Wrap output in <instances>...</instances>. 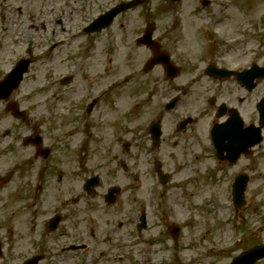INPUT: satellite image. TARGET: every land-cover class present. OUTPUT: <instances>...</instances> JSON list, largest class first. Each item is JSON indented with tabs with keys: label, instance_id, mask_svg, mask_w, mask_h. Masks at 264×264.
Returning <instances> with one entry per match:
<instances>
[{
	"label": "flooded vegetation",
	"instance_id": "1",
	"mask_svg": "<svg viewBox=\"0 0 264 264\" xmlns=\"http://www.w3.org/2000/svg\"><path fill=\"white\" fill-rule=\"evenodd\" d=\"M130 1L0 0V60H12L6 70L0 69V78L9 73L18 61L28 62L17 90L8 99L0 101L5 110L10 104H16L21 114L20 118L12 116L17 121L16 131L14 125L5 129L0 140V154L7 157L10 167L0 177V182L1 185L9 183L18 174L19 183L23 185V212L20 217H24L22 225L26 227V234L20 235L31 239L32 235L37 234L38 239L36 247L30 251L33 253L29 252L26 255L28 257L24 258L37 256V264L54 260L55 264H69L73 260L70 253L80 251L82 254L88 248V243L81 240L77 248L64 243L63 226L71 227L74 234H84L75 229L73 224L74 211H79L74 207L75 204L78 206L82 201V212L93 210V205L98 201L109 208L120 204V183H106L101 172L105 169L111 171L113 167L106 166L104 160L92 166L88 159L91 156V142L100 141V148L105 153H112L110 157L118 167V170L112 171L114 176L117 171H122L120 156H126L137 183L141 184V178L136 173L139 169L134 158L135 150H132L134 143L129 140L142 141L137 152L145 157L142 171L144 179L149 176L153 183L157 182L163 188V182L154 169L151 171L149 164L150 156L161 155L163 164L160 163V169L167 174V185L181 173L177 180L185 186V196L188 195L187 187L194 188L196 182L203 180L202 169L198 165L201 163L198 158L203 151L208 152L211 162L210 178L217 183L222 182L224 187L245 180L246 188H249L254 180V171L258 169V165H252L251 157L261 155V151H264V127L262 140L254 147L240 151L245 144H242V138L247 136L245 130L251 123L257 124L256 106L264 98V80H254L252 86L250 72L244 74L251 65L244 44H230L216 23V31L214 29L211 40L203 46L202 51L197 27L199 33L203 32L204 27L202 22L195 20L199 19V11L186 14L183 10L185 7L176 5L177 2H174L176 8L173 11L168 10L170 5H160L172 4L170 0L142 1L117 13L108 26L90 31L95 17ZM92 4L99 8L95 13ZM219 31L223 33L222 37ZM172 32H175V39L171 38ZM93 37L103 47L100 51L104 54L103 68L91 64L90 56L88 58L84 52L79 54L69 51V46L82 38L86 51H89ZM194 43L198 45L195 54ZM108 53L112 56L113 53L117 54L123 59L113 58V61L109 58L107 61L105 56ZM155 54L161 57L167 55L171 67L176 65L174 71L177 74L172 75L173 68L152 62ZM184 59H188L186 65L182 63ZM42 61L51 66V76L34 89L35 86L31 85L33 78L26 82L25 79L32 73L40 72ZM37 63L38 69H32ZM189 64L193 68L188 69ZM123 66H128V69ZM123 90L126 94L120 96ZM136 90L144 92L140 102L143 104L142 101L146 99L144 112L154 106L150 101L154 103L155 97L159 98L157 111L155 108L151 112L153 115L149 122L144 123L140 135L131 134L126 139L128 142H123V139L117 141L115 133L106 137L105 133L97 132L99 125L111 130L118 123V120L108 121L105 111L111 113L117 110L118 103L121 105L126 99L130 100ZM45 91L51 93L49 102L42 98ZM17 92H20L19 100L15 99ZM135 99L134 102L139 103ZM171 101L174 104L168 109L167 105ZM111 104L115 109H110ZM231 115H235L237 121H232L230 127L226 128ZM119 117L121 119V115ZM154 122L160 128L157 138L150 129ZM201 129L203 133L199 134L198 130ZM90 131L96 135L89 138ZM104 139L109 140L110 144L102 147L101 141ZM202 139L205 146L200 149ZM170 161L175 167L169 164ZM75 169L81 171L71 180ZM124 172L121 176L128 180L127 170ZM100 179L105 183L102 189L98 188ZM68 183L72 189L77 184L80 187L76 196H71ZM50 186H53L52 191H57L58 204L52 206L50 214L43 219L46 193ZM114 187H117L113 189L115 192L112 190ZM98 190H103L101 198L91 196ZM136 202L143 206L146 213L148 207L152 206L149 199ZM134 208L132 212L136 215L137 206ZM132 212L128 217H131ZM53 217L59 218L54 227L51 221ZM96 218L93 214L85 217L86 235L94 241L101 238L99 233H95V229L100 226ZM93 220L97 223H93ZM108 225L104 227V235ZM7 233H11V237L1 239L4 244L10 240L12 242L13 236L14 239L16 237L13 229H8ZM81 243H84L83 247H80ZM0 264L4 263L0 261Z\"/></svg>",
	"mask_w": 264,
	"mask_h": 264
},
{
	"label": "rangeland",
	"instance_id": "2",
	"mask_svg": "<svg viewBox=\"0 0 264 264\" xmlns=\"http://www.w3.org/2000/svg\"><path fill=\"white\" fill-rule=\"evenodd\" d=\"M200 1L201 0H184L181 4L186 5V11H192V6H202ZM171 2L172 4L160 3V5H170L168 10L173 11L178 3H175V5L173 1ZM210 2L213 7L208 8L209 5L202 6V13H200V16L202 15L206 18L211 16L214 20H218L220 24L219 27L224 31V34L228 38H235L236 41H242L245 51L249 49L248 52L251 53L254 49H260V53L264 54V0H210ZM49 7H51L50 4ZM91 8L94 13L99 10L94 4H92ZM208 20L202 19V22ZM192 21L195 20L192 19ZM174 33L175 32H172V39H175ZM173 43L176 42L174 41ZM84 44L85 41L83 38L79 39L69 46V51H74L79 54L84 52V54H87L88 58L90 56L89 62H91V64L95 63L97 66L96 68H103L105 61L102 60L104 54L100 52L103 50L102 45L94 40V37L91 39V49L89 51H86ZM192 46L193 50L195 49L194 54L197 53L198 45L194 43ZM196 56L197 55H195V57ZM105 58L107 61L109 58L113 61L116 58L118 60L123 59L114 53L113 56L109 55V53L106 54ZM186 60L188 59L182 60L184 65L187 64ZM11 61L12 60L9 59L4 62L0 60V69L6 70ZM261 61L264 63V57ZM42 63L43 65L40 66V72L32 73L25 79L26 82L33 78L31 85L35 86L34 89H36L40 83L48 80L51 76L50 71L52 69L49 63L45 61H42ZM192 64H189L190 66L188 69L193 68ZM111 65L112 64H110V67ZM37 66L38 63L34 64L32 69H38ZM185 67L187 68V66ZM123 68L128 69V66H123ZM21 90H23V88ZM20 92H17L15 99L19 100ZM47 93L48 92L45 91L43 94L45 95ZM143 93L144 92L136 90L134 96L128 101L125 98V102L121 105L117 102V99L118 110L112 113H108L106 110L105 117L110 122L118 120V123L113 126L111 130L106 126L99 125L98 129H96L97 132L100 134L105 133L106 137H109L110 133H115L117 141H119V139L120 141L121 139H127L134 133L140 135L144 123L149 122L150 117L153 115L151 112H154L155 108L157 111L159 102V98L155 97L154 103L150 101L154 106L150 107L148 112H144V106L147 105L146 99L142 101L144 102L143 104H140ZM43 94L42 96H44ZM123 94H126L125 90L121 91L120 96ZM133 98H136L135 100L139 103L134 102ZM105 99L108 100V97ZM103 113L104 112H101V114ZM120 115L121 119L119 117ZM251 118H254V116ZM16 123L17 121L12 115L4 111V106L0 105V140H2V134L5 129L14 125L16 131ZM205 125L206 124L203 125V129ZM198 131L199 134L203 133L202 129ZM114 139L115 138H113V140ZM129 142L134 143V148L132 150H135L134 158L137 160L136 164L139 169V172L136 173L137 176L141 178L142 183H131L132 181H136V177L131 172L128 180L122 178V171L121 173L117 171V175L114 176L112 171L118 170L116 163H111L109 165L113 167L111 171H106V169L101 171L103 172L102 176L106 183H120L119 186L122 188V199L120 204L115 205L113 208H109V206L103 204V202L98 201L93 205V210L87 212L81 211L82 201L77 204L78 206L75 204L74 207L78 208L79 211H74L73 224L75 229L84 233L78 236V238H81L84 242L87 241L86 243H88L89 246L83 251L81 259L77 252L70 253L72 254V261H74V263L69 262V264H75V262L90 264V262H94V260L100 264H228L232 258L243 250L258 244H264V151H261V155H254L251 157L252 165H258V169L254 171L255 176L252 178L254 180L251 181V185L249 186L244 206L236 212H234L229 205V193L226 186L224 187L222 182L217 183L216 180L210 178V176H212L211 162L208 159L207 151L201 152V156L198 158V160L201 161L198 165L202 169L203 180L196 182L194 188L191 187L188 196H185V186L177 180L181 173L176 175V178L169 186L163 184L162 186L169 188L171 195L174 193V198L170 194H167L169 210L172 212L170 208L171 202L169 201L170 196L172 200H175L178 204V212L174 213V217L179 219L178 222L182 225V231L174 236L171 235L170 229L165 227V224L167 226L168 222L162 223V214L159 213L156 216V214L153 213L160 210V204L158 203V197L153 196V199L150 191L161 186V184L157 182L153 183L149 176H145L144 179L142 175L145 157L139 155L137 152L141 147L142 141L129 140ZM109 144V140L107 139L101 141L102 147ZM204 146L205 141L202 139L200 142V149H203ZM0 149H2V144H0ZM89 150L91 156H89L88 159H90L92 166L101 163L102 160H104L106 166H108L112 153H105L100 148V141L91 142ZM120 158L124 159L126 164L130 166L129 159H127L126 156L122 155ZM172 163V161L169 162L172 167H175ZM9 169L7 157L0 154V177H3ZM79 171L81 170L75 169L73 171L71 180L77 177ZM16 175L18 176V174ZM17 176H15L11 182L4 185H1L0 182V238L5 240V238L8 237L7 231L9 227L13 229L16 240L13 236L12 242L10 240L8 244L5 243L3 252L5 250L6 254L9 249H12L11 251L18 257V262H20L22 256L28 254L36 247L38 239L37 234L32 235L30 237L31 239L20 235L22 233L26 234L24 232L26 227L22 225L24 217H20V213L23 212V195L21 193L23 192V185L19 183ZM53 186H50L46 193L47 203L42 212L43 219L50 214L51 211H49V209L51 210L52 206L58 204L57 191L51 190ZM67 187L71 196H76L80 192L78 184L74 187L75 189H72L70 183L67 184ZM102 193L103 190H98L91 196L101 198ZM194 194L198 195L194 196ZM209 194L211 198L216 199V205H223V207L218 208L210 201L205 202V207L200 206L199 202L201 196L206 197ZM147 199L152 202V206L148 207V228H146V230L136 231L137 229L134 228L133 225H130V221L125 220L126 215L134 211L135 206H137L138 209L136 201ZM161 205L167 208L165 200L162 201ZM87 214H93L98 217L96 220L99 222L100 226L95 229V233H99L101 238L97 241L91 240L90 237L86 235L85 217ZM232 214L234 218H232ZM114 217L122 218V220L127 223L128 229L124 227L122 231L118 230L116 223L113 225ZM233 220L238 222L236 227V223H234L233 226L230 224L231 222L233 224ZM71 222H73V219ZM68 223L70 222L68 221ZM107 224L113 225L112 231L104 235L103 230ZM75 234L79 235L78 233ZM75 234L74 236L77 238ZM123 241L125 242L123 243ZM32 242H34L33 246L31 245ZM132 242H135L134 246L131 244ZM99 250L102 251L99 252ZM99 253L103 255L100 256ZM1 260L2 255L0 256V261ZM55 263L54 260L51 262L47 261L44 264ZM256 264H264V258L256 262Z\"/></svg>",
	"mask_w": 264,
	"mask_h": 264
},
{
	"label": "water",
	"instance_id": "3",
	"mask_svg": "<svg viewBox=\"0 0 264 264\" xmlns=\"http://www.w3.org/2000/svg\"><path fill=\"white\" fill-rule=\"evenodd\" d=\"M261 255H264V247H258L249 253L240 256L241 258H238L234 264H250L254 261V259L260 257Z\"/></svg>",
	"mask_w": 264,
	"mask_h": 264
}]
</instances>
